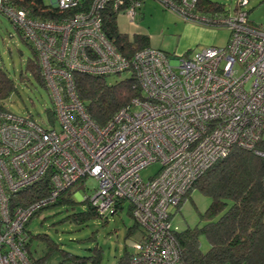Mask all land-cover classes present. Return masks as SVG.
<instances>
[{
    "label": "built area",
    "instance_id": "2783aa9c",
    "mask_svg": "<svg viewBox=\"0 0 264 264\" xmlns=\"http://www.w3.org/2000/svg\"><path fill=\"white\" fill-rule=\"evenodd\" d=\"M52 1L65 12L59 21L32 20L0 0V14L36 52L52 104L47 123L0 110V264H33L27 223L88 177L98 185L80 201L101 216L128 204L143 231L131 264H180L170 210L233 148L264 158V26L248 20L247 0L211 18L193 12L197 0H156L183 21L226 29L227 43L182 57L144 48L128 59L107 37L102 17L122 11L134 24L140 2L122 10L125 0ZM127 71L142 97L96 124L73 75ZM156 163L157 174L143 181L141 171ZM33 188L45 195L33 201Z\"/></svg>",
    "mask_w": 264,
    "mask_h": 264
},
{
    "label": "trees",
    "instance_id": "16d2710c",
    "mask_svg": "<svg viewBox=\"0 0 264 264\" xmlns=\"http://www.w3.org/2000/svg\"><path fill=\"white\" fill-rule=\"evenodd\" d=\"M2 1L5 5L16 10L25 11L27 17L32 20L59 21L65 15V12L45 4L43 0ZM135 1L141 3L140 9L137 11L138 14L146 0H125L122 10ZM162 7L168 10L164 6ZM237 9L238 4L233 8V11ZM229 11L231 10L226 9L223 4L215 0H197L193 10L195 14L206 18L225 14ZM246 13L250 21L249 11ZM120 14L122 11L121 13L120 11L118 13L110 11L103 13V29L116 49L131 59L136 51L151 47L146 36L128 35L119 31L117 17ZM0 16L7 19L18 37L29 47L31 56L27 61L26 71L31 74L34 81L45 88L39 61L32 45L12 20L2 14ZM121 74H128L129 76L112 85L106 83V78L109 76L73 75L76 93L88 116L98 125H105L121 108L128 106L132 99L142 97L139 81L133 71ZM22 81H25V78L22 77ZM15 90L12 79L0 64V110L8 111L3 103ZM26 116L34 119L32 115ZM51 120L52 114L49 110L48 121ZM82 181L84 182V180H80L79 183ZM77 184L63 191L55 204L37 211L27 223L26 231L29 234V241L25 250L33 264H47L48 258L37 259L31 254L30 246L33 236L28 229L31 221L38 217L43 210L54 206L62 205L67 210H74L77 205L74 200ZM192 189H197L206 195L210 199V203L206 210L199 214L200 223L197 226L188 227L181 232H176L172 228L174 241L180 251V264H264V158L255 154L254 151L233 148L225 158L220 159L208 169L189 191ZM42 191V189L33 188L30 192V198L34 201L43 197L45 192L41 195ZM81 203L87 206V210L69 215L68 218L71 222L82 225L90 218L105 219L107 216L96 213L87 202L82 201ZM123 206L120 203L110 214L113 215L122 211ZM128 214L131 216L130 207H128ZM138 230L140 234L136 243L139 242L143 231L135 221L133 226L127 229L126 237L132 236ZM200 236H204L207 240L209 248L206 252L200 250ZM42 240L44 239L42 238ZM48 246L52 247L51 244ZM92 252L85 257L63 251L60 254L70 264H100V252L96 249ZM133 253L134 249L132 252L124 250L116 264H131Z\"/></svg>",
    "mask_w": 264,
    "mask_h": 264
},
{
    "label": "rangeland",
    "instance_id": "374dc122",
    "mask_svg": "<svg viewBox=\"0 0 264 264\" xmlns=\"http://www.w3.org/2000/svg\"><path fill=\"white\" fill-rule=\"evenodd\" d=\"M53 7L52 0H43ZM226 9L233 10L239 0H215ZM249 11V19L255 24H264V0H247L242 6ZM140 13V14H139ZM120 32L128 35L140 34L149 39L153 49L161 50L170 57L194 55L207 46L224 47L229 32L224 28H209L191 22H184L157 3L146 0L136 16L134 24L120 14L117 17ZM31 56L29 47L18 37L7 19L0 16V64L2 69L12 79L16 90L3 103L11 113L19 116L32 115L39 123H47L48 111L52 109L49 93L41 87L31 74L26 71V64ZM236 72L238 70L236 69ZM128 74L109 76V85L128 78ZM22 77L25 81H22ZM158 163L141 171L143 181L155 176L159 171ZM84 185V187H83ZM97 181L88 177L78 183L74 200L77 203L74 210H67L59 205L43 210L35 217L28 229L33 236L31 254L34 258H48L47 264H70L65 261L61 251L85 257L93 250L100 252V264H116L124 250L132 252L139 238V230L126 237L127 229L133 226V219L128 214V204L117 214H108L105 219H88L82 225L71 222L69 215L84 212L87 206L79 201L93 194ZM210 199L199 190L192 189L181 200L177 208L171 209L170 224L174 231L181 232L193 228L200 223L199 214L203 213ZM44 240H42V238ZM200 250L206 252L208 243L204 236L199 237ZM51 244L52 247L48 245ZM54 246V247H53Z\"/></svg>",
    "mask_w": 264,
    "mask_h": 264
},
{
    "label": "crops",
    "instance_id": "0c3cea01",
    "mask_svg": "<svg viewBox=\"0 0 264 264\" xmlns=\"http://www.w3.org/2000/svg\"><path fill=\"white\" fill-rule=\"evenodd\" d=\"M251 21V20H250ZM252 22V21H251ZM253 23V22H252ZM253 24H255V23H253ZM255 25H258V26H264V24H255Z\"/></svg>",
    "mask_w": 264,
    "mask_h": 264
},
{
    "label": "clouds",
    "instance_id": "9594fccd",
    "mask_svg": "<svg viewBox=\"0 0 264 264\" xmlns=\"http://www.w3.org/2000/svg\"><path fill=\"white\" fill-rule=\"evenodd\" d=\"M80 201V200H79ZM80 202H82V201H80Z\"/></svg>",
    "mask_w": 264,
    "mask_h": 264
}]
</instances>
